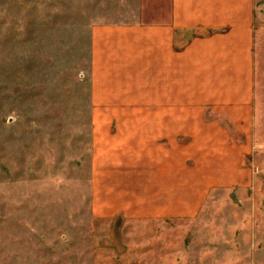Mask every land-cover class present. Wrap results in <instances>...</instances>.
Masks as SVG:
<instances>
[{
    "label": "rangeland",
    "instance_id": "1",
    "mask_svg": "<svg viewBox=\"0 0 264 264\" xmlns=\"http://www.w3.org/2000/svg\"><path fill=\"white\" fill-rule=\"evenodd\" d=\"M152 5L0 0V264H264V0L252 118L232 132L240 153L208 157L227 169L239 163V178L225 174L243 187L235 183L209 212L179 205L176 220L139 219L136 206L133 215L123 210L130 203L107 208L137 197L139 186L112 170L126 161L106 147L113 125L93 120L151 110L93 107L91 32L152 21Z\"/></svg>",
    "mask_w": 264,
    "mask_h": 264
},
{
    "label": "crops",
    "instance_id": "2",
    "mask_svg": "<svg viewBox=\"0 0 264 264\" xmlns=\"http://www.w3.org/2000/svg\"><path fill=\"white\" fill-rule=\"evenodd\" d=\"M260 8L259 0H153L152 21L92 28L93 107L151 110L93 120L113 125L106 147L127 162L112 170L139 186L137 197L107 208L130 203L123 210L133 215L136 206L139 219L176 220L179 205L185 214L209 212L235 183L243 187L225 174L239 178V163L227 169L208 157L235 153L233 127L251 121Z\"/></svg>",
    "mask_w": 264,
    "mask_h": 264
}]
</instances>
